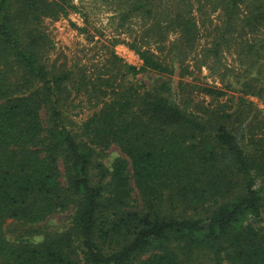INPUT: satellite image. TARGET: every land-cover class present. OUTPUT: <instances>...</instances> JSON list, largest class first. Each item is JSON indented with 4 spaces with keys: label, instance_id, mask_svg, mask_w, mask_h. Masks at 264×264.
<instances>
[{
    "label": "trees",
    "instance_id": "16d2710c",
    "mask_svg": "<svg viewBox=\"0 0 264 264\" xmlns=\"http://www.w3.org/2000/svg\"><path fill=\"white\" fill-rule=\"evenodd\" d=\"M92 1L113 7L130 39L114 43L139 68L112 54L111 71L93 78L50 71L42 21L73 7L0 0V264H264V121L244 98L264 101V0ZM213 14L194 56L206 29L197 19ZM231 48L237 69L219 73ZM190 54L222 89L183 81ZM121 69L156 80L132 85ZM228 91L239 94L232 107L196 101ZM79 99L98 110L74 132L66 114ZM112 147L121 156L106 160ZM68 210L39 243L5 237L8 220L36 225Z\"/></svg>",
    "mask_w": 264,
    "mask_h": 264
},
{
    "label": "rangeland",
    "instance_id": "374dc122",
    "mask_svg": "<svg viewBox=\"0 0 264 264\" xmlns=\"http://www.w3.org/2000/svg\"><path fill=\"white\" fill-rule=\"evenodd\" d=\"M70 7L66 10L63 16L58 19H45L42 21V29L48 38V46L40 51L41 61L48 70L55 72L68 71L71 77H95L96 71L105 72L108 69L111 71L110 59L113 54L124 65L139 68L141 61L137 55L126 44H116V39L128 42L130 39L127 35H120L118 21L113 13V7L102 3L93 2L92 0H65ZM197 20L199 25H203L206 29H201L198 35L196 51L199 53L203 47L207 46L211 39L210 24L216 23L217 14L209 16V20H204L199 16ZM203 19V20H202ZM203 21V22H201ZM210 22V23H209ZM213 22V23H212ZM134 33L138 30L136 24L130 26ZM116 30H118L116 32ZM129 39V40H128ZM174 35L168 37V41H173ZM156 53V52H155ZM192 54L184 62V66L188 67L191 72L185 75L182 79L184 82L201 86V87H217L222 89L223 84L220 82L221 77L209 72L206 66H202L200 70L192 68ZM236 55L231 49H222L220 52V61L223 69H237ZM114 71V70H113ZM112 71V73H113ZM122 74L117 77L125 78L124 81L134 85L135 83L144 84L145 87H150L156 76L152 73L139 74L135 77L131 73H127L121 69ZM105 77V76H104ZM172 78L178 80L175 74ZM81 92H84L81 89ZM75 95L74 93L71 94ZM85 96V95H83ZM236 94L233 91H228L227 95L219 101H212L209 97L202 94L197 95L196 101L200 106L212 108L216 104L234 106L236 102ZM246 102L252 106L253 112L257 115L259 121H264V101L255 96H245ZM82 99V98H80ZM74 101L72 107L67 110V125L74 132H78L80 125L95 111L98 107H94V103L82 100ZM106 160L112 159L114 156H121L118 149L112 147L107 153ZM105 160V161H106ZM131 203L134 204V193H132ZM71 211L59 212L49 216L45 221L36 225H20L13 221H6L3 226V231L7 241L10 243L31 242L39 243L43 235L51 231H61L69 222Z\"/></svg>",
    "mask_w": 264,
    "mask_h": 264
}]
</instances>
